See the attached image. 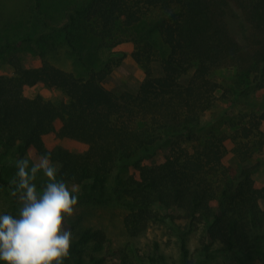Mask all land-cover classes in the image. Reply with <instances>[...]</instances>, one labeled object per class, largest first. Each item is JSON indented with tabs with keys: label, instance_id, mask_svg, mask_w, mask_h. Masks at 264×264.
Wrapping results in <instances>:
<instances>
[{
	"label": "trees",
	"instance_id": "16d2710c",
	"mask_svg": "<svg viewBox=\"0 0 264 264\" xmlns=\"http://www.w3.org/2000/svg\"><path fill=\"white\" fill-rule=\"evenodd\" d=\"M32 4L39 9V0ZM67 19L62 37L84 68L88 62L74 36L81 21L95 50L131 43L145 77L135 91L116 94L103 85L106 64L88 67L83 76L55 66L41 54L50 32L45 16L35 38L0 44L13 69L9 77L0 75V186L12 203L20 205L19 193L12 195L13 162L30 150L51 152L57 180L77 188V205L125 207L130 237L166 225L180 240L184 264L190 232L201 234L206 257L256 254V264H264V184L256 186L258 168L248 165L253 147L264 150V106L227 121L229 132L213 127L248 90L264 92V0H88ZM234 23L246 25L250 35L241 39ZM22 41L39 51L37 65L26 66L15 51ZM227 71L246 76L245 88L217 80ZM37 85L62 92L64 100L24 94ZM218 93L227 102L223 108ZM47 135L82 150L49 149ZM229 142L237 167L224 162ZM46 183L37 184L38 192ZM71 231L63 264L106 263L103 230L75 232L73 225ZM113 255L110 264L165 259L157 242L144 255L134 248Z\"/></svg>",
	"mask_w": 264,
	"mask_h": 264
},
{
	"label": "rangeland",
	"instance_id": "374dc122",
	"mask_svg": "<svg viewBox=\"0 0 264 264\" xmlns=\"http://www.w3.org/2000/svg\"><path fill=\"white\" fill-rule=\"evenodd\" d=\"M88 0H39L40 7L35 10L32 0H0V44L4 42L14 43L16 40H24L27 37L35 38L43 30V16L48 23L47 43L41 49V54L45 53L47 59L55 66L72 72L77 76L86 74L87 68L108 66V75L103 85L115 92L121 94L124 91H135L143 81L144 69L138 65L132 58L131 54L134 47L131 43H124L115 48L95 50V41L90 39L85 25L82 21L79 23L74 34L83 58L88 67L84 68L83 64L77 60L75 54L66 45L61 32L67 22V16L77 6L86 4ZM44 14V15H43ZM241 23V21L239 20ZM240 25V24H239ZM234 23L235 33L241 39L249 36V29L245 25L239 28ZM15 51L24 60L26 66L37 65L40 60L39 51L32 46V43L23 42ZM9 54L0 51V75L9 77L13 75L12 67L7 64ZM153 72L158 75L159 68L154 63ZM217 80L224 82L225 85H234L239 89H244L248 80L246 76L235 71L223 72ZM24 94L30 98L41 96L44 100L59 102L64 100L62 92L51 90L43 85H37L32 88H26ZM218 106L223 108L227 102L221 97V93L217 94ZM264 106V92H255L252 88L248 93L239 99V103L232 107V110L213 124V127L219 131H228L226 122H235L239 120L241 114L250 112L256 107L257 110ZM211 119V112H208L205 122ZM262 132L264 133V123L262 124ZM47 148L52 149L55 146H62L71 151H81L82 146L69 142L68 140H59L52 135L44 137ZM237 140L236 142H238ZM229 152L225 155L224 162L227 165L237 167V158L232 151L234 145L229 142L227 144ZM253 159L248 161V165H256L257 173L256 186L262 185V176H264V150L260 151V145H256L252 149ZM31 158L37 157L33 150L28 152ZM16 161L13 162L11 177L15 176L17 171ZM31 164V160H30ZM42 181H47L43 173L38 174L35 181L36 185ZM77 191V188H76ZM20 205L12 203L6 190L0 186V214L17 215ZM128 211L125 207L115 204L106 206L93 205H76L74 215L66 218L65 227L71 231L75 226V232L84 229H100L103 230L108 237V245L105 249L107 261L114 256L113 253L117 249L127 248L136 249L141 255L147 253L148 249H153L154 244H159V252L164 256V264H184V259L180 250V240L176 234L171 232L166 225H152L149 229L138 237H130L124 227V218ZM74 233V231H71ZM199 232H190L186 235V243L188 249L189 264H256L257 255L251 256H221L215 254L214 257H206L200 249ZM215 247H218L215 245ZM0 264L4 262L0 261Z\"/></svg>",
	"mask_w": 264,
	"mask_h": 264
},
{
	"label": "clouds",
	"instance_id": "9594fccd",
	"mask_svg": "<svg viewBox=\"0 0 264 264\" xmlns=\"http://www.w3.org/2000/svg\"><path fill=\"white\" fill-rule=\"evenodd\" d=\"M51 157V152L35 158L26 155L16 163L12 195L19 193L18 214H0V261L4 264H63L69 256L73 234L65 221L74 215L78 197L73 194L75 184L57 180ZM40 173L47 183L38 192L35 181Z\"/></svg>",
	"mask_w": 264,
	"mask_h": 264
},
{
	"label": "crops",
	"instance_id": "0c3cea01",
	"mask_svg": "<svg viewBox=\"0 0 264 264\" xmlns=\"http://www.w3.org/2000/svg\"><path fill=\"white\" fill-rule=\"evenodd\" d=\"M254 179H256V178L254 177ZM262 179H263V180H262V184H264V176H262Z\"/></svg>",
	"mask_w": 264,
	"mask_h": 264
}]
</instances>
